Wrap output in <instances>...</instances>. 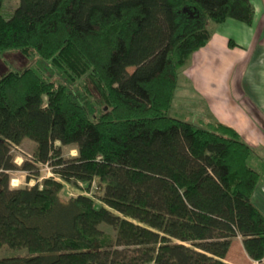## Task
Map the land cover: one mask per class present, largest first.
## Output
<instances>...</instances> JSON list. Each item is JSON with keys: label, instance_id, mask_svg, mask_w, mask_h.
Returning <instances> with one entry per match:
<instances>
[{"label": "trees", "instance_id": "trees-1", "mask_svg": "<svg viewBox=\"0 0 264 264\" xmlns=\"http://www.w3.org/2000/svg\"><path fill=\"white\" fill-rule=\"evenodd\" d=\"M2 4L0 54L39 66L0 73V248L23 252L0 264H229L236 236L263 260L252 148L227 125L168 114L207 21L250 25V0H19L7 17ZM25 138L33 160L17 165ZM38 163L60 181L10 186L15 170L37 178ZM93 181L100 203L62 197L64 183ZM177 241L211 258L191 260Z\"/></svg>", "mask_w": 264, "mask_h": 264}, {"label": "crops", "instance_id": "crops-1", "mask_svg": "<svg viewBox=\"0 0 264 264\" xmlns=\"http://www.w3.org/2000/svg\"><path fill=\"white\" fill-rule=\"evenodd\" d=\"M250 2L254 7L252 23L226 19L209 27L206 44L190 55L178 78H182L187 93L196 96L203 109L193 121L227 125L248 145L257 146L264 156V0ZM257 165L264 173L262 163L258 161ZM256 197L252 195L253 203ZM224 261L264 264L263 260L257 262L248 257L241 236L232 239Z\"/></svg>", "mask_w": 264, "mask_h": 264}, {"label": "rangeland", "instance_id": "rangeland-1", "mask_svg": "<svg viewBox=\"0 0 264 264\" xmlns=\"http://www.w3.org/2000/svg\"><path fill=\"white\" fill-rule=\"evenodd\" d=\"M19 0H3L2 4V13L4 16H9L12 10L17 6ZM230 21H235L230 19ZM216 25L215 22L208 20L207 28ZM32 57V56H31ZM37 57L33 56V58H27L22 56L18 51L9 50L2 54H0V73L5 72L7 70H21L26 66L36 67L38 68L39 64H37ZM128 69H133L129 67ZM178 86L175 91V97L172 101L171 108L168 111V114L173 117L180 118L182 120L190 121L196 127H203L204 125L199 124L195 120V116L198 114L202 115L203 109L198 104V98L196 96L191 97L187 92V85L184 84L182 78H178ZM185 91V92H184ZM188 97L190 98L188 100ZM241 137V136H240ZM242 138V137H241ZM243 140V139H242ZM55 145H59L57 142ZM35 143L30 139H23L21 143L17 146H13L11 149V154L14 159V163L20 165L23 161L28 160L32 161V151L34 149ZM252 148V157L250 158L251 165L258 170L261 175L260 179L257 183V186L254 190L253 197L257 196L259 198H255L254 204L264 213V173H262L259 165H257L258 161L262 163L264 167V156H261L260 149L255 145H250ZM61 156L63 158H70L76 155V149L74 145H61ZM263 154V152H262ZM258 155V158H257ZM256 157V158H253ZM39 167L37 178L30 177L27 180L28 173L23 170H15L9 173V184L11 187H27L30 188L36 181H40L46 177H54L60 181V179L51 171V167L45 164H37ZM49 171V172H48ZM84 186L81 183L77 185H72L69 183H64V188L62 189V197H66L72 194H85L93 197L97 203H100L94 195L98 194L100 191V187L97 185L95 181L91 183L89 190H83L80 187ZM107 231H110V228L106 227ZM179 248L184 251L191 260L200 259H210L211 256L201 252L200 250L192 247L189 243H182L177 241ZM22 251H13L8 249L6 246H2L0 248V256L9 255V254H22ZM264 262V260L262 261Z\"/></svg>", "mask_w": 264, "mask_h": 264}, {"label": "built area", "instance_id": "built-area-1", "mask_svg": "<svg viewBox=\"0 0 264 264\" xmlns=\"http://www.w3.org/2000/svg\"><path fill=\"white\" fill-rule=\"evenodd\" d=\"M45 165H48V164H45ZM49 172V171H48ZM56 179V178H55ZM263 260H264V258H263Z\"/></svg>", "mask_w": 264, "mask_h": 264}]
</instances>
